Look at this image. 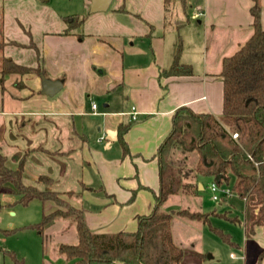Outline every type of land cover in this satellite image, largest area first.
<instances>
[{"label":"crops","instance_id":"0c3cea01","mask_svg":"<svg viewBox=\"0 0 264 264\" xmlns=\"http://www.w3.org/2000/svg\"><path fill=\"white\" fill-rule=\"evenodd\" d=\"M28 1L41 11L38 22L44 13L43 22L55 17L58 29L38 33V42L20 41L30 35L27 22H16L12 33L2 24L4 55L40 66L47 78L62 81L63 92L59 98V91L42 94L35 73L24 74L17 85L7 75L0 85V155L9 168H21L25 187L74 196L67 201L83 208L91 231H135L137 218L152 211L159 191L158 148L174 112L185 106L195 114H222V59L252 34L254 0H111L107 10L94 13L90 0H78L81 10L70 13L55 8V0ZM259 4L264 30V0ZM178 42L179 65L173 67ZM25 51H33L30 62L21 61ZM91 95L103 100L101 108L91 107ZM128 123L123 155L116 132ZM185 181L198 186L193 172ZM1 186L11 190L9 183ZM243 199L253 232L255 197ZM41 206L42 214L56 208L51 200ZM38 234L56 249L77 240L66 220ZM194 255L203 259L200 252ZM54 262L44 264H69Z\"/></svg>","mask_w":264,"mask_h":264},{"label":"trees","instance_id":"16d2710c","mask_svg":"<svg viewBox=\"0 0 264 264\" xmlns=\"http://www.w3.org/2000/svg\"><path fill=\"white\" fill-rule=\"evenodd\" d=\"M252 34L229 56L222 59L220 76L223 82V108L220 116L195 114L188 107L178 108L172 116V127L158 148L159 191L147 215L137 218L135 231L95 233L88 227L83 208L63 201L54 191L25 187L21 168H9L0 155V185L9 183L18 194L17 203L27 205L34 199L54 201L58 207L44 213L31 227L40 233L56 220H66L74 228L73 244H57L59 254L73 264H180L183 249L172 237L170 223L174 216L208 220L210 213L192 212L186 208L171 212L161 204L177 193L194 194L197 184L185 181L193 172L209 176L216 184L234 176L232 190L240 198L254 195L257 206L250 230L264 228V30L260 22L259 0L250 8ZM72 25H76L72 24ZM0 23V85L9 74H44L40 66H26L12 61L3 52ZM181 43L175 52L173 67L179 65ZM128 124H119L117 138L123 155L128 153L124 133ZM237 136L234 138L233 134ZM178 155V156H177ZM196 156L194 167L185 169L189 157ZM220 175L217 180L216 176ZM213 213V212H212ZM8 232V230H5ZM223 240L233 244L220 231ZM14 264L23 260L9 253Z\"/></svg>","mask_w":264,"mask_h":264},{"label":"rangeland","instance_id":"374dc122","mask_svg":"<svg viewBox=\"0 0 264 264\" xmlns=\"http://www.w3.org/2000/svg\"><path fill=\"white\" fill-rule=\"evenodd\" d=\"M69 1L65 6V2L55 0L57 5L54 4L53 6L57 7L58 10L61 7L67 13L72 10L78 11L81 8L78 0ZM22 6L26 7L25 11L21 9ZM111 7H109V10ZM85 9L87 12L88 8ZM45 11L48 12V10ZM40 14V9L33 6L28 0H3V2L0 0V17L3 15L0 23L5 26L8 23L10 26L8 31H11V33L14 31L16 22L23 24L27 22L25 27H28L30 35L22 36L20 41H23L22 38H29L38 42V33L58 29V21H54L55 17L47 15L48 18L43 22L46 15L44 13L42 20H39V24L37 20ZM52 20L54 22L50 24ZM89 28L88 26L87 29ZM1 32L3 33V31ZM11 33H8V36L16 40L13 42L19 41L17 40L18 36ZM2 39L5 42L3 36ZM32 55L33 51H25V60L21 61L24 63L30 62L29 59ZM10 75L15 77L14 81L17 85L22 82L21 77L24 74ZM62 92V90L59 91L55 96L59 98ZM91 98L98 104L99 108L102 107L103 100L93 95H91ZM83 118H90V116H84ZM195 158L194 155L189 157L186 165L188 168L192 169L194 167ZM186 166L184 168L187 170ZM195 176L198 181L197 193H177L171 195L161 204V209L168 212L186 208L188 210H198L197 212L210 213L208 220L205 222L173 217L170 230L171 233L173 232L174 242L183 249V258L180 264H264V230L261 226H255L253 232L249 231V220L252 218L251 209L244 199L233 192L234 176L230 175L228 182L222 181L219 185L216 184L214 191L210 188L211 177ZM201 184L204 186L202 189L199 187ZM226 191L229 194H226ZM214 195L217 196V199L212 198ZM18 197V194L0 185V264H14L10 252L14 253L17 258L22 259L23 264H44L45 260L55 263L54 261L58 259L73 264V260H66L57 252L52 242L43 241L42 236L38 234V230L31 227L32 224L38 223L41 219V200L34 199L27 205H22L16 202ZM58 197L68 202L67 198L74 196L58 194ZM53 203L58 207L54 201ZM5 230H8V232H5ZM220 231L229 236L233 244L225 242L220 235ZM196 251L203 254V259L194 255ZM208 254L212 256L209 259L207 258ZM260 254L263 255L260 256Z\"/></svg>","mask_w":264,"mask_h":264},{"label":"water","instance_id":"95a60500","mask_svg":"<svg viewBox=\"0 0 264 264\" xmlns=\"http://www.w3.org/2000/svg\"><path fill=\"white\" fill-rule=\"evenodd\" d=\"M111 0H90L89 12H100L107 10ZM41 80V93L52 96L62 88V81L60 79H50L44 74H39ZM216 179H220V175L216 176Z\"/></svg>","mask_w":264,"mask_h":264},{"label":"built area","instance_id":"2783aa9c","mask_svg":"<svg viewBox=\"0 0 264 264\" xmlns=\"http://www.w3.org/2000/svg\"><path fill=\"white\" fill-rule=\"evenodd\" d=\"M91 107H92L93 109L96 108V103L93 102V103L91 104ZM132 117H134V116H132ZM236 136H237V134L234 133V134H233V137L235 138ZM210 188H211L212 191H214V190L216 189V183L212 181V183H211V185H210ZM225 193H228V191H226ZM213 198H214V199H217V196L214 195Z\"/></svg>","mask_w":264,"mask_h":264}]
</instances>
